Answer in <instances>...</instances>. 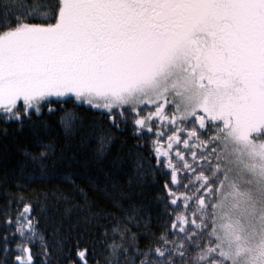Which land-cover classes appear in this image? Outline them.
I'll return each mask as SVG.
<instances>
[{
  "label": "snow or ice",
  "instance_id": "snow-or-ice-1",
  "mask_svg": "<svg viewBox=\"0 0 264 264\" xmlns=\"http://www.w3.org/2000/svg\"><path fill=\"white\" fill-rule=\"evenodd\" d=\"M57 125L113 210L45 186ZM0 197V264H264V0H0Z\"/></svg>",
  "mask_w": 264,
  "mask_h": 264
},
{
  "label": "trees",
  "instance_id": "trees-1",
  "mask_svg": "<svg viewBox=\"0 0 264 264\" xmlns=\"http://www.w3.org/2000/svg\"><path fill=\"white\" fill-rule=\"evenodd\" d=\"M67 107L70 108L71 105ZM52 119L54 122L55 118ZM49 133L53 137H58L57 152L59 153L63 148V157L57 161L51 183L45 186L60 188L70 195L73 203L84 204L86 201L87 204L94 206V210H113V197H117L121 190L128 191L123 188L128 180L123 169L113 164L111 157L98 158L93 149L77 147L78 135L66 142L62 136H58V125L55 129H50ZM18 139L22 143H27L30 136L26 131L23 134H18ZM130 143H135V141H130ZM66 144L70 146H65ZM14 160L15 157H13ZM2 199L0 197V202ZM84 215H86V209H72L70 216L64 217L65 229L68 228V225H76L78 219L82 222ZM61 216H63L62 211L57 213L58 219ZM155 224L156 221H153L154 226Z\"/></svg>",
  "mask_w": 264,
  "mask_h": 264
}]
</instances>
